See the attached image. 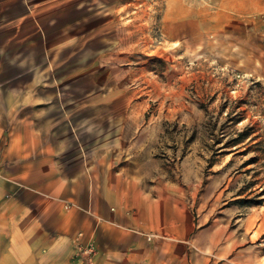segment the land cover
I'll list each match as a JSON object with an SVG mask.
<instances>
[{"label":"rangeland","instance_id":"obj_1","mask_svg":"<svg viewBox=\"0 0 264 264\" xmlns=\"http://www.w3.org/2000/svg\"><path fill=\"white\" fill-rule=\"evenodd\" d=\"M195 2L0 0V93L59 96L88 160L122 143L130 264H264V30L176 41Z\"/></svg>","mask_w":264,"mask_h":264},{"label":"crops","instance_id":"obj_2","mask_svg":"<svg viewBox=\"0 0 264 264\" xmlns=\"http://www.w3.org/2000/svg\"><path fill=\"white\" fill-rule=\"evenodd\" d=\"M195 1L187 16L169 21L176 41L224 35L229 44L242 37L253 44L264 30V0ZM32 97L0 93V103L10 101L0 104V264H89L75 249L91 242L98 250L91 264H130L134 245L141 261L148 239L128 212L122 143L96 140L88 160L84 133L60 97Z\"/></svg>","mask_w":264,"mask_h":264},{"label":"built area","instance_id":"obj_3","mask_svg":"<svg viewBox=\"0 0 264 264\" xmlns=\"http://www.w3.org/2000/svg\"><path fill=\"white\" fill-rule=\"evenodd\" d=\"M77 248L84 254H87L89 257L92 256L94 257L96 254V247L94 244H89V245H83V244H78Z\"/></svg>","mask_w":264,"mask_h":264}]
</instances>
